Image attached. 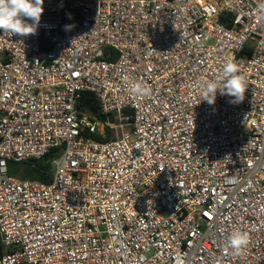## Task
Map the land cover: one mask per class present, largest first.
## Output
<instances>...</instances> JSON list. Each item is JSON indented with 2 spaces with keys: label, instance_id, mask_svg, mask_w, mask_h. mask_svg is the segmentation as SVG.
Wrapping results in <instances>:
<instances>
[{
  "label": "built area",
  "instance_id": "2783aa9c",
  "mask_svg": "<svg viewBox=\"0 0 264 264\" xmlns=\"http://www.w3.org/2000/svg\"><path fill=\"white\" fill-rule=\"evenodd\" d=\"M259 3L44 0L34 35L0 29V264H264ZM230 56L245 98L209 105ZM54 150L50 182L9 174Z\"/></svg>",
  "mask_w": 264,
  "mask_h": 264
},
{
  "label": "clouds",
  "instance_id": "9594fccd",
  "mask_svg": "<svg viewBox=\"0 0 264 264\" xmlns=\"http://www.w3.org/2000/svg\"><path fill=\"white\" fill-rule=\"evenodd\" d=\"M43 4L44 0H0V29L5 34L11 33L21 37L34 35L44 12ZM254 15L264 22V0H260ZM28 20L32 23H28ZM196 87L200 90L202 101L214 105L217 93L233 98L230 103L242 102L248 86L234 57L230 56L214 80L197 81ZM131 91L141 97L151 94V89L140 83L132 84ZM248 243V234L239 230L232 231L227 238L228 246L238 255L247 248Z\"/></svg>",
  "mask_w": 264,
  "mask_h": 264
},
{
  "label": "trees",
  "instance_id": "16d2710c",
  "mask_svg": "<svg viewBox=\"0 0 264 264\" xmlns=\"http://www.w3.org/2000/svg\"><path fill=\"white\" fill-rule=\"evenodd\" d=\"M78 107L82 111H87L93 115L100 116L99 103L95 95L91 92L83 93L79 100ZM109 138V137H108ZM103 140H107L104 138ZM57 152L54 150L42 159L34 161H25L22 163H11L9 166V174L16 176L20 170L23 171V178L39 180L42 182H50L53 172L52 161L56 157Z\"/></svg>",
  "mask_w": 264,
  "mask_h": 264
},
{
  "label": "rangeland",
  "instance_id": "374dc122",
  "mask_svg": "<svg viewBox=\"0 0 264 264\" xmlns=\"http://www.w3.org/2000/svg\"><path fill=\"white\" fill-rule=\"evenodd\" d=\"M16 176H17V177H20V178H23V177H24V176H23V171L20 170Z\"/></svg>",
  "mask_w": 264,
  "mask_h": 264
}]
</instances>
